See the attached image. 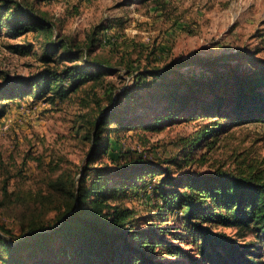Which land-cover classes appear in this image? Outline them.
Listing matches in <instances>:
<instances>
[{"label": "trees", "instance_id": "1", "mask_svg": "<svg viewBox=\"0 0 264 264\" xmlns=\"http://www.w3.org/2000/svg\"><path fill=\"white\" fill-rule=\"evenodd\" d=\"M1 30L13 36L33 30L44 65L26 76L0 69V99L54 101L108 71L27 3L0 0ZM95 40L90 36L89 44ZM13 46L29 52L33 44ZM258 50L193 53L140 69L93 119L79 175L58 183L64 195L54 221L34 220L17 235L0 224V264H264V166L238 161L236 168H189L206 161L232 127L264 123V57ZM5 107L1 103L0 115ZM195 120L194 131L177 140L178 155L101 162L110 130ZM142 185L151 188L144 192L153 201L151 215H137L120 202Z\"/></svg>", "mask_w": 264, "mask_h": 264}, {"label": "rangeland", "instance_id": "2", "mask_svg": "<svg viewBox=\"0 0 264 264\" xmlns=\"http://www.w3.org/2000/svg\"><path fill=\"white\" fill-rule=\"evenodd\" d=\"M18 1L52 20L59 36L73 39L108 71L54 101H30V96L0 99V105H6L0 115V224L15 235L34 220L54 221L64 195L58 183L79 175L90 147L93 119L110 104L109 95L114 100L130 87L145 65L239 48L257 47V56L264 57V0H161L164 5L151 0ZM90 36L96 37L94 45L89 44ZM29 42L33 44L29 52L13 46ZM41 53L40 37L33 30L17 36L1 30L0 69L33 74L44 65ZM198 123L110 130L109 150L101 162L113 165L140 155L154 161L169 159L178 155V138L194 131ZM238 161L264 166V123L232 127L206 161L189 168L200 172L236 168ZM145 191L151 193L150 185L137 186L120 202L137 215H151L153 201Z\"/></svg>", "mask_w": 264, "mask_h": 264}]
</instances>
